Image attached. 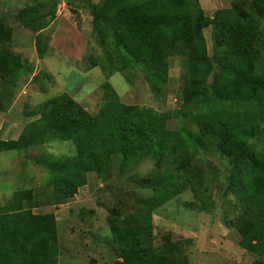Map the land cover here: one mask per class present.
<instances>
[{
	"label": "trees",
	"instance_id": "trees-1",
	"mask_svg": "<svg viewBox=\"0 0 264 264\" xmlns=\"http://www.w3.org/2000/svg\"><path fill=\"white\" fill-rule=\"evenodd\" d=\"M247 1L235 0L210 17L200 0H98L92 15L95 23L107 28L104 37L116 54L115 69L141 66L151 89L160 94L158 83L167 79L169 56L182 58L186 75L178 109L156 113L124 104L104 83L105 103L97 114L63 93L37 106L40 118L18 139L0 140V152L23 151L53 139L74 142L75 156L50 154L40 161L52 175L48 185L53 199L48 204L53 206L73 197L87 184L89 173L107 182L116 168L124 176L148 158L155 162L148 175L126 177L151 194L139 196L130 209L135 212L121 221L119 209L111 212L110 228L118 248L113 264H189L178 244L169 254L167 242L154 244L152 216L189 187L199 191L197 199L205 196L198 209H211L212 187L206 188L204 168L192 172V159L206 162L202 154L214 152L229 159L224 195L237 199L238 216L231 223L224 218L225 224L238 231L240 246L264 258V0H252L250 5ZM38 13V7H31L18 19L38 31L42 56L47 22ZM208 27L213 29L212 56L203 33ZM11 39V30L0 22V74L17 82L27 74L26 65L9 57L5 45ZM104 62L111 66L113 60ZM182 118L195 132L191 126L167 128L169 121ZM32 199L30 190H20L7 204H0V264H58L56 216L33 213L28 207Z\"/></svg>",
	"mask_w": 264,
	"mask_h": 264
},
{
	"label": "rangeland",
	"instance_id": "rangeland-1",
	"mask_svg": "<svg viewBox=\"0 0 264 264\" xmlns=\"http://www.w3.org/2000/svg\"><path fill=\"white\" fill-rule=\"evenodd\" d=\"M235 0H226L231 6ZM252 0H248L250 2ZM98 0H0V22L12 32V39L5 48L10 58L26 65L17 82L0 74V140H16L25 127L40 118L37 106L50 98L68 94L90 114H97L105 103L102 85L109 83L122 103L149 108L156 113L178 109V96L182 92L186 71L182 58L169 56L167 79L158 83L160 94L150 87L141 66L124 71L116 68L117 58L111 41L101 23L94 22L92 6ZM248 5V6H249ZM208 6L203 0V7ZM31 7H38L37 16L46 19L43 30V55L38 53V31L22 23ZM208 15V13H206ZM33 24V23H31ZM264 29V21L261 25ZM210 56L213 55V29L203 31ZM112 58L111 66L104 60ZM117 63V64H116ZM22 71V69H21ZM22 71V72H23ZM19 71H16L18 73ZM213 81V75L209 83ZM191 126L186 120L173 119L167 128L177 131ZM193 132L195 127L191 126ZM197 132V131H196ZM260 148V145L257 147ZM73 141L53 139L38 147L23 151L0 152V204L5 205L16 191L30 190L33 199L28 202L35 214L53 213L57 219L59 237L58 264H113L118 259V248L110 228L111 212L118 211L121 221L135 211L139 196L151 192L139 189L128 175L146 176L155 167L152 159L133 167L127 175H120L116 168L112 178L105 182L96 173L87 174V184L64 204L49 205L53 197L49 187L52 175L40 161L47 155L58 158L76 155ZM208 159L194 157L192 172L204 168L212 187V207L207 212L198 209V190L192 187L154 211L152 226L154 244L171 253V246L178 244L182 256L189 264H252L264 258L240 246V235L230 223L238 214L237 199L225 196L229 159L217 152L202 154ZM27 203V202H26ZM192 204V206L190 205ZM166 239L163 241V239Z\"/></svg>",
	"mask_w": 264,
	"mask_h": 264
},
{
	"label": "crops",
	"instance_id": "crops-1",
	"mask_svg": "<svg viewBox=\"0 0 264 264\" xmlns=\"http://www.w3.org/2000/svg\"><path fill=\"white\" fill-rule=\"evenodd\" d=\"M207 1L208 6L206 8L203 7V0H200V3L205 10L206 13H208V16L212 17L215 12H217L220 9H228L232 6L226 5V0H204Z\"/></svg>",
	"mask_w": 264,
	"mask_h": 264
}]
</instances>
